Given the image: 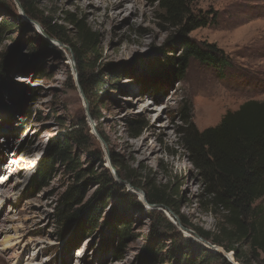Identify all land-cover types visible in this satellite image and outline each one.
Listing matches in <instances>:
<instances>
[{
	"label": "rangeland",
	"instance_id": "1",
	"mask_svg": "<svg viewBox=\"0 0 264 264\" xmlns=\"http://www.w3.org/2000/svg\"><path fill=\"white\" fill-rule=\"evenodd\" d=\"M189 3L197 15L217 12V24L189 36L224 51L232 61L225 73L196 59L181 81L163 71L173 55L165 42L177 32L159 18L158 0H0V176L16 149L31 151L26 156L36 166L0 185V264H186L182 255L191 254L171 252L182 240L235 264H264V253H253L248 241L236 245L237 261L234 251L213 249L196 233L222 235L227 243L233 229L180 134L191 124L215 127L248 100L264 101V0ZM79 20L99 42L86 53L83 82L72 50ZM138 120L145 127L133 139ZM64 140L75 162L57 160L33 187L40 161ZM71 187H82V195L67 204ZM152 190L168 195L192 228L150 204ZM256 205L264 213V198ZM65 209L80 217L62 221ZM90 214L93 230L78 221ZM122 226L130 229L119 250Z\"/></svg>",
	"mask_w": 264,
	"mask_h": 264
},
{
	"label": "trees",
	"instance_id": "2",
	"mask_svg": "<svg viewBox=\"0 0 264 264\" xmlns=\"http://www.w3.org/2000/svg\"><path fill=\"white\" fill-rule=\"evenodd\" d=\"M158 2L161 9L159 18L177 32V36H172L165 42L167 51L172 52L173 55L165 57L163 71L181 81L186 75L191 60L196 59L211 66L218 73H225L232 61L224 51L213 43H200L189 36V33L197 28L217 24V12L197 15L191 9L189 0H158ZM31 16L36 18L33 14ZM76 25L79 27V42L77 45H72V50L76 54L79 79L83 82L89 65L86 53L96 52L99 42L97 33L87 29L82 21H76ZM46 32L50 37L63 41L53 30L49 31L46 28ZM177 47L181 49L179 55L175 54ZM92 116L96 118L95 115ZM144 127L145 124L141 120L135 121L130 129V137L135 139L141 136ZM180 134L181 144L188 150L192 163L201 170L213 200L228 211L227 222L233 229V233H226L224 230L229 237L227 243L220 237L222 235L215 237L209 232L195 229L196 233L212 244L222 246L226 252L234 251L237 261H241V250L236 245L245 241L249 242L253 253H264V213L261 205H256L264 198V101L248 100L238 110L228 111L217 126L199 130L191 124ZM50 153V157L40 161L32 177L33 187L45 182L57 160L68 162L70 165L75 162L71 157L69 140L55 144ZM81 191L82 187H71L63 196L64 203L79 200ZM147 195L150 204L172 210L184 227L192 228L180 213L179 207L175 206L164 192L152 190ZM60 217L62 221L73 222L80 217V212L77 209L74 211L65 209ZM81 218L78 220L79 223L86 226L89 223L90 230H93L95 217L92 218L90 214L84 217L83 221ZM129 229V226H122L117 232L122 236L119 250L125 244ZM193 246L198 248L195 250L197 251L195 255L191 252ZM171 252L174 256L178 253L191 254L187 258L182 255V258L187 260L186 264H207L206 260L211 259L230 264L223 255L212 253L200 244L192 243L191 240H182L181 247L176 246ZM241 264L245 263L241 262Z\"/></svg>",
	"mask_w": 264,
	"mask_h": 264
},
{
	"label": "bare ground",
	"instance_id": "3",
	"mask_svg": "<svg viewBox=\"0 0 264 264\" xmlns=\"http://www.w3.org/2000/svg\"><path fill=\"white\" fill-rule=\"evenodd\" d=\"M21 150L22 149L14 150V153L12 154L11 159L7 162L9 167L6 170V173H4L3 175L0 176V179H2L3 177H6L7 172L9 171V169H11L9 171L10 178L4 179V180H0V185L3 186V185L9 184V182L11 181L13 175L17 174L18 171H22L23 172V171L27 170L30 173V172H33L34 169L36 168V166L33 165V161L34 160H32L31 158H28L26 156L31 151L24 150L23 152H21ZM20 153H24V154H20Z\"/></svg>",
	"mask_w": 264,
	"mask_h": 264
},
{
	"label": "water",
	"instance_id": "4",
	"mask_svg": "<svg viewBox=\"0 0 264 264\" xmlns=\"http://www.w3.org/2000/svg\"><path fill=\"white\" fill-rule=\"evenodd\" d=\"M48 38V35H47ZM170 210V209H169ZM178 219V218H177ZM178 222L181 223V221L178 219ZM204 239V238H203ZM206 240V239H205ZM215 244H211V246L215 249L217 248L216 246H214ZM220 252V251H219ZM217 253V252H216ZM222 254V253H221ZM224 255V254H223ZM235 262V261H234ZM233 261H230V264H235Z\"/></svg>",
	"mask_w": 264,
	"mask_h": 264
}]
</instances>
